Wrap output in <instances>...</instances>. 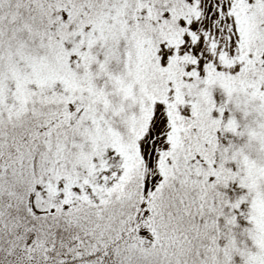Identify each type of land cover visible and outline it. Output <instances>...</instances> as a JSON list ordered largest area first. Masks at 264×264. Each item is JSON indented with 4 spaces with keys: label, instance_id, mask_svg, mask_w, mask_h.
Segmentation results:
<instances>
[{
    "label": "snow or ice",
    "instance_id": "1",
    "mask_svg": "<svg viewBox=\"0 0 264 264\" xmlns=\"http://www.w3.org/2000/svg\"><path fill=\"white\" fill-rule=\"evenodd\" d=\"M0 264H264V0H0Z\"/></svg>",
    "mask_w": 264,
    "mask_h": 264
}]
</instances>
